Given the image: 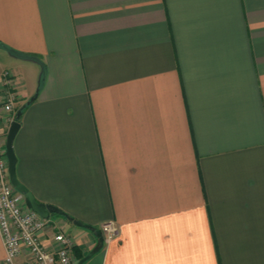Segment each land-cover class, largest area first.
<instances>
[{
    "label": "crops",
    "instance_id": "0c3cea01",
    "mask_svg": "<svg viewBox=\"0 0 264 264\" xmlns=\"http://www.w3.org/2000/svg\"><path fill=\"white\" fill-rule=\"evenodd\" d=\"M7 72L72 264H264V0H0V96Z\"/></svg>",
    "mask_w": 264,
    "mask_h": 264
},
{
    "label": "built area",
    "instance_id": "2783aa9c",
    "mask_svg": "<svg viewBox=\"0 0 264 264\" xmlns=\"http://www.w3.org/2000/svg\"><path fill=\"white\" fill-rule=\"evenodd\" d=\"M2 87L0 111L9 114L5 121L11 127L16 121L18 85L10 72L4 74ZM50 229V220L36 213L26 196L12 185L6 141L0 135V234L6 251L4 264H72L75 239L57 230L46 240ZM100 231L107 241L118 234L113 223L102 225ZM20 259L23 261L19 262Z\"/></svg>",
    "mask_w": 264,
    "mask_h": 264
},
{
    "label": "water",
    "instance_id": "95a60500",
    "mask_svg": "<svg viewBox=\"0 0 264 264\" xmlns=\"http://www.w3.org/2000/svg\"><path fill=\"white\" fill-rule=\"evenodd\" d=\"M22 112L23 110L21 109L16 116V121L11 125L7 138H6V151H7V159H8V168H9V175H10V180L12 185L14 186V188L24 194L26 196V198L28 199V202L31 206V208L38 213L42 218L46 219V220H50L52 215H61V216H65V213H63L61 210L51 206V205H45V204H41L38 203L36 201V199L34 198V196L28 191V189L22 185L18 178H17V173H16V166H17V158L15 155V151H14V141L18 135V132L20 130L21 124L19 123V120L22 116ZM70 221L77 227L83 228L85 230L91 231L93 233H95L96 237L99 238L100 243L103 244L104 243V237L101 233V231L96 230L93 227H90L89 225L80 223L78 221H73L70 219ZM93 256V253L90 254L86 259H84L82 263H84L85 261L89 260L91 257Z\"/></svg>",
    "mask_w": 264,
    "mask_h": 264
},
{
    "label": "trees",
    "instance_id": "16d2710c",
    "mask_svg": "<svg viewBox=\"0 0 264 264\" xmlns=\"http://www.w3.org/2000/svg\"><path fill=\"white\" fill-rule=\"evenodd\" d=\"M14 54H15V55H18V56H20V57H22V58H25V59L34 60V58H33V57H30V56L20 55V54H18V53H14ZM22 110L24 111L25 108H22ZM19 123L21 124V118H20V120H19Z\"/></svg>",
    "mask_w": 264,
    "mask_h": 264
}]
</instances>
